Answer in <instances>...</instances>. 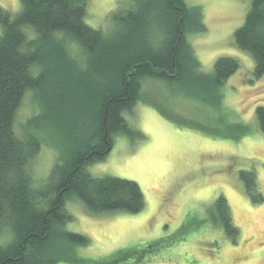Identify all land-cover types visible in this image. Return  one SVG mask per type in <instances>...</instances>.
I'll return each mask as SVG.
<instances>
[{
    "label": "trees",
    "instance_id": "16d2710c",
    "mask_svg": "<svg viewBox=\"0 0 264 264\" xmlns=\"http://www.w3.org/2000/svg\"><path fill=\"white\" fill-rule=\"evenodd\" d=\"M19 3L15 17L0 7V264H97L74 250L87 244L86 237L64 230L72 220L65 198L79 199L92 212L142 211L137 183L96 178L86 167L106 157L115 136L141 138L124 113L138 102L143 82L180 80L195 68L189 37L205 30L201 11L185 0H118L102 31L85 23L86 0ZM26 26L32 27V38ZM233 41L252 56L254 77L263 75L264 0H250ZM238 66L233 58L217 59L214 84L224 83ZM28 90L39 113L19 135L14 119ZM255 115L264 135V107ZM38 117L67 143L61 144L63 163L55 162L39 185L31 163L47 133L36 124ZM239 177L250 201L264 202L254 173L240 171ZM209 212L234 243L239 230L226 199L217 198Z\"/></svg>",
    "mask_w": 264,
    "mask_h": 264
},
{
    "label": "rangeland",
    "instance_id": "374dc122",
    "mask_svg": "<svg viewBox=\"0 0 264 264\" xmlns=\"http://www.w3.org/2000/svg\"><path fill=\"white\" fill-rule=\"evenodd\" d=\"M185 2L200 8L205 26L203 33L189 37L195 68L180 80L143 82L138 102L124 113L128 127L141 138L115 136L106 157L86 167L96 178L137 183L144 197L142 211L92 212L79 199L65 198L72 220L64 230L86 237L87 244L74 250L97 264H264V202L253 204L239 177L240 171L253 172L264 196V135L255 115L257 107H264V74L254 77L252 56L233 41L250 0ZM117 3L86 0L85 23L107 30V15ZM0 7L13 17L20 11L19 0H0ZM24 32L28 38L34 35L31 26ZM221 57L233 58L239 66L216 85L213 68ZM36 113L28 90L14 119L19 135ZM37 123L47 133L31 163L39 185L55 162L63 163L61 144L67 143L47 121L38 117ZM221 196L239 230L234 243L209 215Z\"/></svg>",
    "mask_w": 264,
    "mask_h": 264
}]
</instances>
